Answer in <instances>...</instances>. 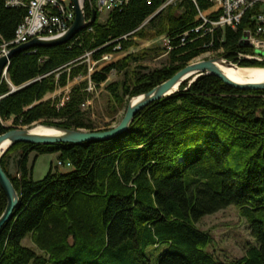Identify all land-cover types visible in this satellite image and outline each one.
<instances>
[{
	"label": "trees",
	"instance_id": "16d2710c",
	"mask_svg": "<svg viewBox=\"0 0 264 264\" xmlns=\"http://www.w3.org/2000/svg\"><path fill=\"white\" fill-rule=\"evenodd\" d=\"M164 2L130 0L104 22L97 12L96 21L68 43L15 54L0 84V135L35 123L97 131L81 109L90 97L89 82L97 88L113 71L129 75L130 65L147 53L127 55L91 74L86 55L99 62L129 51L137 39L167 38V63L149 73L133 71L134 80L110 83L115 111L207 52L239 67L264 68V61L241 57L255 53L242 39L254 29L258 7L236 30L211 32L199 18L212 8L209 0H181L158 12ZM93 6L85 4L87 19ZM26 15L27 9L0 0V46L15 39ZM79 76L86 79L64 103L46 98ZM188 83L144 108L125 133L110 140L12 146L1 164L20 204L0 233V264H264V90L233 89L212 75ZM31 153H57L71 171L52 166L34 181ZM230 206L246 219L256 245L222 262L206 251L212 236L197 225ZM6 207L0 187V217ZM25 238L39 252L24 246Z\"/></svg>",
	"mask_w": 264,
	"mask_h": 264
},
{
	"label": "water",
	"instance_id": "95a60500",
	"mask_svg": "<svg viewBox=\"0 0 264 264\" xmlns=\"http://www.w3.org/2000/svg\"><path fill=\"white\" fill-rule=\"evenodd\" d=\"M76 18L70 28L61 35L54 37H36L27 43L21 44L9 50L7 55L0 57V84L8 77V70L12 57L22 51H28L39 47H55L71 41L77 34L85 30L96 21L97 11L92 8V17L87 19L85 5L83 0H74ZM248 34L244 35L243 44L249 45ZM249 60L264 61V57H242ZM221 66L228 68L248 69L239 67L237 64L225 59L223 56L191 62L183 69L178 71L167 81L157 85L150 91L132 98L126 108L125 115L121 122L115 127L104 131H87L83 129H67L61 127L45 126L35 123L30 127L12 128L0 135V187L7 197V207L0 217V233L3 227L12 219L14 211L20 204V195L17 192L13 182L4 170L1 161L8 150L19 143H28L33 145H51L57 143L64 144H83L87 142L105 141L115 138L125 133L132 125L135 116L148 107L151 103L167 98L179 91L180 86L189 81L191 85L198 78L206 75H212L222 80L226 85L240 91H258L264 90V81L241 83L228 77ZM27 86V85H25ZM21 88L13 87L12 93ZM2 97H0V100ZM42 128L51 131L48 134L34 132L35 129Z\"/></svg>",
	"mask_w": 264,
	"mask_h": 264
},
{
	"label": "rangeland",
	"instance_id": "374dc122",
	"mask_svg": "<svg viewBox=\"0 0 264 264\" xmlns=\"http://www.w3.org/2000/svg\"><path fill=\"white\" fill-rule=\"evenodd\" d=\"M206 13H210V10ZM106 17L107 15L103 14L100 17V21L104 22ZM136 41L137 44L131 47L129 51L116 53L114 60L109 62L102 61L98 63L90 58L87 59L89 68L88 72L91 68L94 70L93 72H95L101 70L106 65L122 60L127 55H141L144 52L147 53L145 56H142L144 57L143 59L133 62L130 65V68L127 70L129 75H125L124 72L117 73L116 71H113L108 76L107 81L102 83L100 87L95 88L93 85V90L89 91L88 85L87 91L90 94V97L86 103L82 105L81 109L86 113L87 117L94 122L97 131H104L115 127L121 122L126 112V106L115 111L116 103L112 98V94L107 90V86L110 83L121 82L125 79L129 81L134 80L133 71L149 73L163 67L167 63V47L169 46L167 38H145L137 39ZM256 54L264 57V51L256 50ZM215 57H219L218 53L207 52L193 62ZM138 66L143 68H139ZM84 79H86L85 76H79L73 81L70 80L66 87L60 88L55 93L47 95L46 98L55 99L56 97H61L63 103V100H65L64 98L67 99L69 97L72 87ZM6 125L12 126V122L10 121ZM32 155L33 156L29 158V167L33 166L32 178L34 181L44 179L52 166L54 168L58 166L59 160L54 154L39 155L36 158L34 154ZM17 157V153L11 155L12 162L10 171L12 174L16 173V164L14 161H16ZM70 169L71 168L69 167L60 166L58 171L64 173L68 172ZM197 227L208 232L212 236V242L206 248V251L213 254L217 260L222 262L241 258L251 246L256 245V242L251 235L248 222L241 216L239 209L235 206H230L225 210H221L216 214L203 218L198 223ZM23 245L39 252L34 244L28 239L23 242Z\"/></svg>",
	"mask_w": 264,
	"mask_h": 264
},
{
	"label": "built area",
	"instance_id": "2783aa9c",
	"mask_svg": "<svg viewBox=\"0 0 264 264\" xmlns=\"http://www.w3.org/2000/svg\"><path fill=\"white\" fill-rule=\"evenodd\" d=\"M129 1L83 0L84 5L86 2L94 5L93 7L100 14V17L103 14L108 16L113 11L121 10L129 4ZM179 1L181 0H165L158 12ZM209 2L212 4L210 13L200 12L199 18L204 24L210 27L211 32L214 29L224 30L231 28L235 30L245 14L258 7L253 17L255 27L246 32V34H248L247 40L249 41V46H252L255 50L254 55L251 57H263L262 55L256 54V50L264 51V0H209ZM5 3L7 7L27 9V15L18 27L15 39L11 43H4L0 46V57L7 55L12 48L27 43L33 38L61 35L70 28L76 18L74 0H5ZM214 14H217L216 18L212 19L210 16ZM199 30L200 28L197 29V31ZM167 48L169 50L171 49L170 46ZM90 55L91 53L87 54L86 57L90 58ZM114 56L115 54L104 55L99 62H109L114 60ZM93 71L91 68L89 71L90 74ZM88 90H93V83L91 81L89 82ZM64 99L63 103L68 100V98ZM60 166L71 168L70 163L64 164L58 161L56 168Z\"/></svg>",
	"mask_w": 264,
	"mask_h": 264
},
{
	"label": "bare ground",
	"instance_id": "6f19581e",
	"mask_svg": "<svg viewBox=\"0 0 264 264\" xmlns=\"http://www.w3.org/2000/svg\"><path fill=\"white\" fill-rule=\"evenodd\" d=\"M221 68L228 77L237 82L251 83L264 81V68H248L238 70L235 68H228L226 66H221ZM34 132L41 134H52L51 131H47L42 128L35 129Z\"/></svg>",
	"mask_w": 264,
	"mask_h": 264
},
{
	"label": "crops",
	"instance_id": "0c3cea01",
	"mask_svg": "<svg viewBox=\"0 0 264 264\" xmlns=\"http://www.w3.org/2000/svg\"><path fill=\"white\" fill-rule=\"evenodd\" d=\"M32 154H34V156H35V157L37 156V155H36V153H31V154H30V156H29V158L33 156ZM54 155H55V156H56V158L58 159V157H59V154L55 153ZM30 167H31V166H30ZM69 171H71V169H70ZM69 171H68V172H69ZM64 173H66V172H64ZM27 239L30 241V239H29V238H25V239L23 240V242H24L25 240H27Z\"/></svg>",
	"mask_w": 264,
	"mask_h": 264
}]
</instances>
